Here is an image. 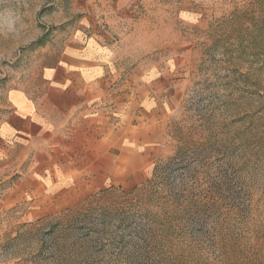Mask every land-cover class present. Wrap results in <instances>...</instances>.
I'll use <instances>...</instances> for the list:
<instances>
[{
    "label": "rangeland",
    "instance_id": "1",
    "mask_svg": "<svg viewBox=\"0 0 264 264\" xmlns=\"http://www.w3.org/2000/svg\"><path fill=\"white\" fill-rule=\"evenodd\" d=\"M76 7V0H0V116L9 91L37 86L41 57L74 34L83 16ZM136 18L137 52L148 49L145 63L170 69L174 109L161 154L132 194L112 185L41 217L32 197L4 204L21 172L0 174V264H145L124 253L127 245L113 246L118 236L108 228L100 243L84 238L102 228L89 229L104 206L137 204L130 210L141 219L147 210L162 214L165 201L188 205L172 214L183 221L186 240L170 242L171 235L148 249L178 259L188 246L196 259L178 264H198L213 250L212 238L226 233L229 264H264V0H144ZM146 201L149 207L141 205ZM209 201L212 207L196 209ZM90 207L101 208L87 216ZM208 258L222 264L210 252ZM158 259L152 264H163Z\"/></svg>",
    "mask_w": 264,
    "mask_h": 264
},
{
    "label": "crops",
    "instance_id": "2",
    "mask_svg": "<svg viewBox=\"0 0 264 264\" xmlns=\"http://www.w3.org/2000/svg\"><path fill=\"white\" fill-rule=\"evenodd\" d=\"M141 1L76 0L72 11L83 16L62 48L39 60L37 86L9 91L0 174L21 176L5 205L32 197L41 217L112 185L133 188L152 168L173 92L170 69L145 63L148 49L137 52Z\"/></svg>",
    "mask_w": 264,
    "mask_h": 264
},
{
    "label": "trees",
    "instance_id": "3",
    "mask_svg": "<svg viewBox=\"0 0 264 264\" xmlns=\"http://www.w3.org/2000/svg\"><path fill=\"white\" fill-rule=\"evenodd\" d=\"M41 40H38L37 44H40ZM158 167L157 165L153 169L152 176H155L157 173ZM147 182H151V179H149ZM137 191V188H133L131 191L124 193L125 196H128L132 194L133 192ZM104 192V191H102ZM150 199V198H149ZM151 200V199H150ZM128 201H130L128 199ZM126 200V202H128ZM125 203V202H124ZM132 203V202H129ZM135 203H139L135 201ZM142 203V202H140ZM133 204V203H132ZM128 204L127 206H124L123 208H112L110 206L106 207L104 206L101 211L103 212L102 216L98 217L97 219L93 220L91 222V227L89 228L90 230L101 226L102 228L100 230H97L94 235H92L90 232H88L89 235H86L84 238V241H88L91 239L93 236L96 237L95 239L101 240L102 237V231L105 228H108L110 231L113 232L118 236V241L119 242H114V240L111 241V244L113 246H120L121 248L119 251H122V246H126V250H124V253H126L130 258H134V260H141L145 264H152L153 261L157 262L156 259H158V262H163V264H178L181 259H188L189 262L191 260L196 259L194 256V253L191 249V247H188L187 245V256L180 255V257L177 259V257H173L170 255L168 251H163V250H157L156 254L152 249H148L147 245L150 243H156V242H161L162 239H168L171 235L172 238H170V242L172 241H177L180 243L176 237L183 238L185 242L186 238L182 234V232L185 231V226L183 224V221L180 218H177L172 221L173 213H185L188 212L186 210V207L188 206L187 204H178L174 203L171 204L169 201L163 202V205H161V208H167L163 210L162 214H156V212H150L146 211V214L141 218L137 219L135 216L136 210L134 212H131V207L130 206H136ZM151 202H143L141 205L144 207H149ZM138 206V205H137ZM213 204L208 202L200 203L199 207H212ZM193 207V205H192ZM192 207H189L190 209ZM101 207H93V208H87L86 209V215L91 216L96 210L95 209H100ZM140 208V207H139ZM194 209V208H192ZM194 209V210H196ZM119 210L118 214H115ZM193 211V210H190ZM76 221L79 219L76 217ZM202 223V222H201ZM119 231V232H118ZM120 233V234H119ZM115 237V235L113 236ZM141 240V244L137 245L136 240ZM231 236L226 233H220L218 236H214L211 240V244L213 245L214 249L209 250L203 253V255L199 256V260L201 262H198V264H211L209 262V252L213 254L218 260L219 263L222 264H229L228 260L231 258L233 252L231 248ZM91 241L90 243H96V240ZM235 241V239H234ZM182 244V242L180 243ZM122 245V246H121ZM202 250L201 252H203ZM176 252V250H173V253ZM156 254V256H153L152 254ZM160 253V254H159ZM237 252L235 251L234 254ZM239 253H244V249L239 250ZM160 264V263H158Z\"/></svg>",
    "mask_w": 264,
    "mask_h": 264
}]
</instances>
